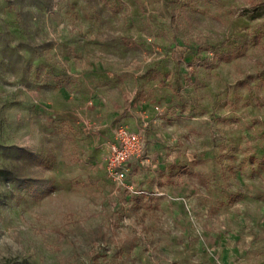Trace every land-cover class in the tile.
I'll use <instances>...</instances> for the list:
<instances>
[{
	"label": "rangeland",
	"instance_id": "rangeland-1",
	"mask_svg": "<svg viewBox=\"0 0 264 264\" xmlns=\"http://www.w3.org/2000/svg\"><path fill=\"white\" fill-rule=\"evenodd\" d=\"M0 170V264H264V0H0Z\"/></svg>",
	"mask_w": 264,
	"mask_h": 264
},
{
	"label": "built area",
	"instance_id": "built-area-1",
	"mask_svg": "<svg viewBox=\"0 0 264 264\" xmlns=\"http://www.w3.org/2000/svg\"><path fill=\"white\" fill-rule=\"evenodd\" d=\"M146 159L145 133L131 132L119 128L115 132V140L108 147L107 171L113 181L125 185L128 177V165L141 163Z\"/></svg>",
	"mask_w": 264,
	"mask_h": 264
},
{
	"label": "trees",
	"instance_id": "trees-1",
	"mask_svg": "<svg viewBox=\"0 0 264 264\" xmlns=\"http://www.w3.org/2000/svg\"><path fill=\"white\" fill-rule=\"evenodd\" d=\"M25 156H29L31 160H35L33 156L29 155L28 153L24 152ZM0 177L4 180H15L13 174L9 173L7 170H0ZM45 184L41 183L40 181L31 180V179H23L21 180L20 186L26 190H32L36 187H43Z\"/></svg>",
	"mask_w": 264,
	"mask_h": 264
},
{
	"label": "crops",
	"instance_id": "crops-1",
	"mask_svg": "<svg viewBox=\"0 0 264 264\" xmlns=\"http://www.w3.org/2000/svg\"><path fill=\"white\" fill-rule=\"evenodd\" d=\"M126 112H128L132 117H136V118H139V120H140V123H141V128H137L138 130H133L132 132H139V131H141V130H143L144 131V133H145V131H146V127L148 126V124L147 123H143L144 122V120H147V119H144L145 117H142L143 116V111H126ZM152 116H153V113H152ZM141 117H142V119H141ZM145 122H148V121H145ZM149 160H150V156H149V154H148V152H146V159L143 161V162H141V163H134V164H131V166H132V169L133 170H136V169H141L140 167L143 165V164H145V163H148L149 162ZM132 189V188H131ZM130 189V190H131ZM129 193H132L131 191L129 192Z\"/></svg>",
	"mask_w": 264,
	"mask_h": 264
}]
</instances>
